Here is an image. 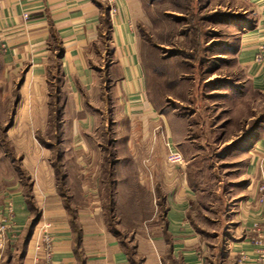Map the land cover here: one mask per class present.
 <instances>
[{
	"label": "crops",
	"instance_id": "obj_1",
	"mask_svg": "<svg viewBox=\"0 0 264 264\" xmlns=\"http://www.w3.org/2000/svg\"><path fill=\"white\" fill-rule=\"evenodd\" d=\"M247 1L253 7L237 23L232 53L250 90L264 94V62L256 61L264 53V0ZM130 2L118 0L112 17L105 0H0V108L20 92L13 108L34 102L44 109L35 116L40 127L33 136L13 131L18 114L4 120L3 136L13 145L5 155L15 167H0V210L13 201L19 238L33 208L39 222L52 223L56 264H237L243 253L245 264H256L253 226L264 225V111L260 125L233 146L241 174L230 181L237 192L225 209L221 243L211 246L191 220L190 167L155 165L160 157L167 161L160 129L167 146L186 151L192 144L189 116L161 109L149 97ZM12 134L21 137L18 143ZM28 146L50 155L49 167H27ZM101 156L105 166L96 167ZM117 208L135 212L134 229L124 238L110 221ZM36 228L25 254L18 239L1 251L0 264H33Z\"/></svg>",
	"mask_w": 264,
	"mask_h": 264
},
{
	"label": "rangeland",
	"instance_id": "obj_2",
	"mask_svg": "<svg viewBox=\"0 0 264 264\" xmlns=\"http://www.w3.org/2000/svg\"><path fill=\"white\" fill-rule=\"evenodd\" d=\"M130 3L149 97L161 109L172 108L189 116L187 137L192 144L189 141L186 151L177 148L185 157L184 164L170 165L165 157H156L155 165L190 167L191 183L196 190L190 209L191 220L203 232L207 243L215 246L221 243L220 234L227 220L225 209L229 203L233 204L231 191L237 192L230 181H238L243 163L241 155L233 154L238 148L233 146L236 141L241 146L248 131L260 125L264 111V94L250 90L232 53L238 35L235 27L248 15L251 3L247 0H131ZM20 95V92L12 93L5 107L0 108V137L4 138L2 131L9 123L4 120H9L14 113L18 117L13 131L22 137L33 136L40 127L35 116L44 109L36 108L34 102L21 109L13 108ZM100 130L105 132L106 124L100 125ZM160 133L163 145L166 144V149L161 148L168 153L166 133L162 129ZM12 136L16 137L13 142L18 143L17 138L21 137ZM3 138L0 140V167H15L5 155L13 145L9 146ZM28 147L31 155L26 158L27 167H49L50 155L43 156L42 151L36 154ZM146 151L142 150L140 156ZM16 156L15 165L22 167L21 156ZM44 159L46 162L40 163ZM104 160L105 157H99L101 165L96 167H104ZM87 161V157L82 158L85 167H88ZM134 161L138 166L137 160ZM75 167L82 166L75 161ZM21 176L28 190L27 173L21 172ZM108 207H105L107 213ZM118 209L109 214L110 221L123 232L121 237L124 238L125 230L134 229L135 223L130 217L135 212ZM120 211L122 221L117 225L116 213ZM126 238L128 241L129 237Z\"/></svg>",
	"mask_w": 264,
	"mask_h": 264
},
{
	"label": "built area",
	"instance_id": "obj_3",
	"mask_svg": "<svg viewBox=\"0 0 264 264\" xmlns=\"http://www.w3.org/2000/svg\"><path fill=\"white\" fill-rule=\"evenodd\" d=\"M22 1V0H19ZM109 12L115 17L119 12L118 0H105ZM257 62H264V53L261 51L256 55ZM167 162L170 165H183L185 157L183 153L168 144ZM260 201L264 203V182L259 187ZM254 237L252 242L257 249L256 264H264V225L255 223L253 226ZM20 229L15 220V209L13 201H8L5 209L0 210V254L1 251L11 243L19 239ZM33 264H56L54 261L55 237L53 234V225L48 221H41L36 228V236L33 243ZM247 256L243 253L237 264H245ZM63 264V263H59Z\"/></svg>",
	"mask_w": 264,
	"mask_h": 264
},
{
	"label": "trees",
	"instance_id": "obj_4",
	"mask_svg": "<svg viewBox=\"0 0 264 264\" xmlns=\"http://www.w3.org/2000/svg\"><path fill=\"white\" fill-rule=\"evenodd\" d=\"M239 25L240 24H237V27H235V28H239ZM39 221H40L39 212L33 208V217L29 223V226H28L26 232L18 240L19 241V250L21 251L22 254H25L26 247H27L30 239L32 238L35 227L37 226Z\"/></svg>",
	"mask_w": 264,
	"mask_h": 264
}]
</instances>
